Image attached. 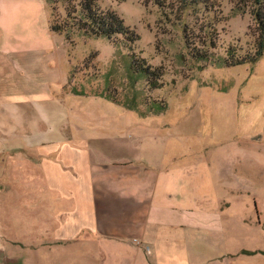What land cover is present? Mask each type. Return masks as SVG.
Masks as SVG:
<instances>
[{
    "label": "rangeland",
    "instance_id": "374dc122",
    "mask_svg": "<svg viewBox=\"0 0 264 264\" xmlns=\"http://www.w3.org/2000/svg\"><path fill=\"white\" fill-rule=\"evenodd\" d=\"M76 1L0 0V50L40 54L52 69L42 70L50 76L47 96L0 104V141L17 143L0 157V186L11 191L8 198L32 187L35 151L70 140L73 128L79 131L73 140L135 141L143 149L152 143L154 157L195 163L198 175L214 181L218 210L233 225L232 252L214 264H264V56L253 64L202 69L192 58L204 50H253L257 31L247 1L242 7V0H205L207 7L193 9L182 0H95L137 34L129 48L120 37L51 34L48 22H62L66 4ZM210 31L214 48L202 45ZM133 62L162 74L158 88L132 83L127 67ZM154 99L166 109L146 117L117 102L135 100L145 110L143 102Z\"/></svg>",
    "mask_w": 264,
    "mask_h": 264
},
{
    "label": "crops",
    "instance_id": "0c3cea01",
    "mask_svg": "<svg viewBox=\"0 0 264 264\" xmlns=\"http://www.w3.org/2000/svg\"><path fill=\"white\" fill-rule=\"evenodd\" d=\"M49 64L31 51L0 50V104L47 96ZM74 133L35 151L33 185L12 191L14 200L1 184L0 264H214L231 254L232 217L218 210L214 181L195 163L154 157L152 143ZM14 145L0 141V157Z\"/></svg>",
    "mask_w": 264,
    "mask_h": 264
},
{
    "label": "trees",
    "instance_id": "16d2710c",
    "mask_svg": "<svg viewBox=\"0 0 264 264\" xmlns=\"http://www.w3.org/2000/svg\"><path fill=\"white\" fill-rule=\"evenodd\" d=\"M53 1L54 0H46V3L51 5ZM246 1L248 3L246 6L252 13L257 31L253 50L243 55L238 54L233 48L227 49L225 55L208 54L206 50L203 52L201 51V53H194L192 58L203 63V65L199 66V69H202L207 64H213L219 67H232L244 63L253 64L264 56V0ZM182 2L186 3L185 7L193 5V9H199L198 5L201 9L207 7L204 4V2H206L205 0H182ZM241 6H245L244 1L241 3ZM65 9L66 16L62 22H48V30L60 36L64 35L65 39H69L71 35L84 38H104L114 41H118V39L121 38L122 40H119V42L122 43V41H124L126 45H128V48L138 39L137 34L126 26L123 20L114 11L100 10L95 4V0H77L75 6L69 7V5L66 4ZM210 28L212 29L209 24V29ZM212 34L213 31L208 32V38L202 41L203 47L214 48L215 38H213ZM186 35L188 34H185V39L188 37ZM188 45L187 41V47ZM140 62L144 63V60L141 59ZM127 69L133 84L143 81L150 89L158 88V80L162 75L158 70H150V68L144 64H138L136 62L129 64ZM107 98L111 101H115V98ZM134 101L135 100H133L132 104L117 102L120 103V106L124 109L136 111L141 117L163 113L166 109L164 101L154 99L146 103L143 102L145 110L137 107L136 104L139 102Z\"/></svg>",
    "mask_w": 264,
    "mask_h": 264
}]
</instances>
